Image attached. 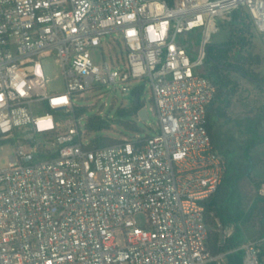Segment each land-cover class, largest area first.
<instances>
[{"label": "built area", "instance_id": "built-area-1", "mask_svg": "<svg viewBox=\"0 0 264 264\" xmlns=\"http://www.w3.org/2000/svg\"><path fill=\"white\" fill-rule=\"evenodd\" d=\"M238 9L264 36V0H0V143L14 149L0 167V264H230L236 252L264 264V233L226 248L233 233L216 220L213 253L205 222L227 162L208 131L204 49ZM107 36L124 46L122 69L92 59ZM132 83L148 84L157 130L91 147L75 101L117 86L134 97Z\"/></svg>", "mask_w": 264, "mask_h": 264}, {"label": "rangeland", "instance_id": "rangeland-1", "mask_svg": "<svg viewBox=\"0 0 264 264\" xmlns=\"http://www.w3.org/2000/svg\"><path fill=\"white\" fill-rule=\"evenodd\" d=\"M227 38L228 20L220 23L218 32L213 34L210 39V44L221 45L226 42ZM189 43L188 54L191 59H195L199 50V42L192 38ZM254 43L256 53L261 56L262 63L253 71L257 80L261 82H247L236 78L239 85L238 93L229 99L227 109H225L227 104L225 100L216 99L211 108L210 118L215 145L228 161V177L233 182L238 181L239 187L244 186L240 192L241 204L247 212L251 211L254 204L259 201L254 182L264 183V36L256 32ZM90 52L93 61L97 64L104 60L114 68H123L125 50L119 39L117 42H113L112 38L107 36L102 42L101 52L95 49ZM42 68L47 80V87L51 90H60L62 88L61 76L55 61L51 58L44 59ZM131 85L140 88V103L147 109L148 114V119L136 121L140 129L138 133L141 136H151L157 130V118L153 112L149 86L141 83H132ZM120 90V86L114 89L103 88L96 93H85L81 99L75 101L74 104L77 107L86 109L85 114L77 118L82 130L85 129L86 119L95 115L109 123V131L86 134V141L91 142L97 137L104 136L117 140L123 137H134L135 133L125 132L120 127V122L129 119L126 117L118 118L116 115V111L119 109H129L134 97L129 92L122 94ZM222 112L226 114V117L220 115ZM36 113H40V111L38 110ZM13 150L11 141L4 140L0 143V167L9 165ZM224 201V198L220 199V215H218L222 220H225L228 213ZM135 219L138 224L143 222L141 216H136ZM226 226L228 230L234 233V225ZM237 229L236 237L239 244H245L258 236L257 223L251 219L247 218V220L238 223Z\"/></svg>", "mask_w": 264, "mask_h": 264}, {"label": "trees", "instance_id": "trees-1", "mask_svg": "<svg viewBox=\"0 0 264 264\" xmlns=\"http://www.w3.org/2000/svg\"><path fill=\"white\" fill-rule=\"evenodd\" d=\"M256 28L250 15L244 9L234 11L228 20V38L221 45L208 44L204 49L203 69L202 72L208 74L213 79L216 85V94L214 101L211 103L208 112V131L212 143L215 145L214 136L211 131L210 118L211 108L214 106L216 99L226 101L225 109L228 108L229 99L233 98L239 91V85L236 78L247 82H259L254 68L262 63L261 56L256 53L254 43ZM261 82V81H260ZM140 92L135 91L136 94ZM142 103L134 106L132 103L129 109H119L116 111L118 118H128L129 120L120 122V127L129 133H137L140 129L137 126L138 111L143 107ZM73 116L79 118L86 112L84 107L73 108ZM222 117H226L224 112L220 113ZM137 121V122H136ZM110 130L108 121L101 119L95 115L87 118L85 122L86 134L93 132H107ZM119 140L112 137L104 136L97 137L90 142L93 148L108 147ZM216 146V145H215ZM227 164L228 161L226 160ZM228 169L226 168L223 180L216 192L205 203V222L209 227L208 247L213 252H217V241L219 234L213 229L216 226V220H219L222 225H234V233L228 239L226 248L239 245L236 237L237 224L247 218L257 223L258 235L264 233V202L260 200L254 204L251 211L247 212L242 208L241 190L244 186L238 185V181L233 182L228 177ZM260 182H254V187L257 188ZM224 198V204L227 208L225 220L219 218L220 199ZM230 264H241V252H236L230 257Z\"/></svg>", "mask_w": 264, "mask_h": 264}, {"label": "water", "instance_id": "water-1", "mask_svg": "<svg viewBox=\"0 0 264 264\" xmlns=\"http://www.w3.org/2000/svg\"><path fill=\"white\" fill-rule=\"evenodd\" d=\"M138 103H139V96L137 95L133 100V104L134 106H137ZM137 115H138L139 120L141 121L148 119L147 109L144 106L138 111Z\"/></svg>", "mask_w": 264, "mask_h": 264}]
</instances>
